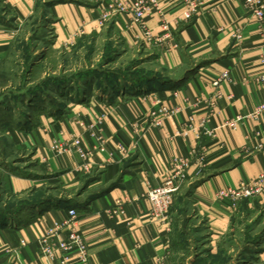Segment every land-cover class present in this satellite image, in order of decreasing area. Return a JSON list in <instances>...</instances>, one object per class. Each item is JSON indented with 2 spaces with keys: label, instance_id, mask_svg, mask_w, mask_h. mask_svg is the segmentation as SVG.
<instances>
[{
  "label": "crops",
  "instance_id": "1",
  "mask_svg": "<svg viewBox=\"0 0 264 264\" xmlns=\"http://www.w3.org/2000/svg\"><path fill=\"white\" fill-rule=\"evenodd\" d=\"M1 1L18 23L28 22L40 3L50 2L46 18L54 48H70L65 43L79 29L83 37L107 31L118 36L127 50L139 49L154 72L137 82L118 80L115 87L101 92L74 94L58 111L31 112L12 131L15 143L29 149L46 174L8 168L0 159V187L18 196L34 195L43 187L51 188L53 181L59 191L45 195L49 199L31 211L0 218V264L57 261V254L51 260L40 252L38 240L46 227L66 217L70 207L77 210L87 244L85 264H159L160 259L169 264L171 225L168 228L149 215L144 194L164 180L175 156L189 157L192 149L202 147V174L195 176L190 166L181 188H188V208L202 218L210 233L211 254L217 253V243L236 214L260 212V224L264 223V197L245 198L235 206L214 197L217 189L236 187L264 171V112L235 128L219 126L264 102V88L253 80L264 53V36L255 16L247 14L239 1L204 0L191 20L178 23L182 1L164 0L160 12H151L145 22L153 34H159L162 15L170 25V38L149 45L135 39L140 30L129 16L114 15L99 24L100 7L111 0ZM235 27L242 34L240 45L231 37ZM16 31V25L0 21V62L10 55ZM222 70L229 71L231 80L220 82L217 88L222 96L210 107L208 100L215 91L210 82ZM160 105L176 110L154 125L152 112ZM202 129L212 133L198 138ZM99 134L107 142L106 151L95 152L86 173L76 168L80 163L76 153L61 156L50 149L54 138L79 136L88 147ZM258 142L263 144L261 149L255 148ZM118 144L126 153L111 159L108 150ZM118 201L120 210L109 214L108 208ZM172 205L169 213L174 218ZM258 237L259 258L264 261V224Z\"/></svg>",
  "mask_w": 264,
  "mask_h": 264
},
{
  "label": "rangeland",
  "instance_id": "2",
  "mask_svg": "<svg viewBox=\"0 0 264 264\" xmlns=\"http://www.w3.org/2000/svg\"><path fill=\"white\" fill-rule=\"evenodd\" d=\"M46 10L40 3L28 22L18 23L0 0V21L17 26L10 55L0 62V159L5 167L39 175L46 174L45 168L31 158L29 149L15 143L12 132L28 114L58 111L74 94L101 92L118 80L154 72L139 49L127 50L118 36L107 31L81 37L68 49L54 48ZM49 184L51 188L43 187L34 196L59 191L53 181ZM187 189L180 187L172 202L175 217H171L169 264H264L259 258L258 236L264 224H260V212L236 214L217 243V253L211 254L210 233L202 218L189 210ZM29 196L12 194L1 186L0 209L34 198Z\"/></svg>",
  "mask_w": 264,
  "mask_h": 264
},
{
  "label": "built area",
  "instance_id": "3",
  "mask_svg": "<svg viewBox=\"0 0 264 264\" xmlns=\"http://www.w3.org/2000/svg\"><path fill=\"white\" fill-rule=\"evenodd\" d=\"M164 0H111L100 7L99 24L103 25L110 17L114 15L129 16L131 23L138 26L140 32H135L134 37L140 40L144 45H149L155 42H161L170 38V25L163 16L160 17L159 34H153L146 25L145 18L153 11L160 12L161 3ZM184 5V10L176 22L191 20L192 16L203 5L204 0H181ZM239 1L244 11L247 14L255 16L259 27L260 35L264 36V0H237ZM84 32L79 29L65 43V47H72L78 38ZM233 43L241 44L242 34L239 27H235L231 33ZM257 71L253 77L255 83L264 88V53L258 58ZM222 80H231L228 70H222L214 79L211 80V85L215 88L213 96L208 100L210 107L215 106L216 100L221 98V92L218 86ZM231 98V95H228ZM176 108L171 105H160L157 111L152 112L154 115L153 124L160 125L162 119L175 112ZM264 112V102L257 104L251 110L243 114L224 120L219 124L221 127L235 128L237 124L245 119L258 118ZM191 120V118H189ZM211 134V129H202L196 134L199 138L200 134ZM107 142L102 135L95 136V142L91 146L85 147L82 145L79 136H72L69 139L61 140L53 139L51 149L57 155L67 156L71 153H76L80 158V163L77 169L81 172H88L90 159L96 151H106ZM263 144L258 142L256 149H261ZM125 148L118 144L116 147L108 150L109 157L112 159L116 154L124 155ZM191 156V157H190ZM190 156H175L170 163V169L165 175L161 183L151 186L145 192L144 197L150 203L149 215L162 220L167 227L171 225L170 207L173 202L175 193L179 190L182 183L187 177V171L190 166H194V175L200 176L205 166V157L203 147L200 149H192ZM215 199H228L233 206L240 200L245 198H261L264 197V171L261 172L255 179L242 180L236 187H224L216 190ZM120 210V201L114 206L108 208V213L113 214ZM66 217L60 221H55L52 226L44 229L42 236L38 240L40 252L48 259H53L58 255L57 261L50 264H85L88 260V248L84 239V235L80 229L77 220V210L70 207L65 210ZM159 264H166L164 259L158 261Z\"/></svg>",
  "mask_w": 264,
  "mask_h": 264
},
{
  "label": "trees",
  "instance_id": "4",
  "mask_svg": "<svg viewBox=\"0 0 264 264\" xmlns=\"http://www.w3.org/2000/svg\"><path fill=\"white\" fill-rule=\"evenodd\" d=\"M41 4H43L44 6L47 7L51 3L47 1V2H43ZM1 22H3V21H1ZM3 23H5V22H3ZM5 24H7V23H5ZM81 37H83V35ZM80 38H78L77 40H79ZM76 43H77V41L75 42V44L73 46H75ZM150 75H151V73H149V74L141 73L136 78H126V79H129L130 81H133V82H137V81L146 79ZM113 87H115V86L114 85L110 86V88H113ZM31 196L32 195H30L29 197H31ZM32 197H34V198H28L26 200H20V201H17V203L14 205H11V206L8 205V207L1 208L0 209V218H5V216L8 214L11 216H16L20 213L31 211V210L35 209L36 207L43 205L49 199V196L45 197V195H43V194L42 195L40 194L38 196L33 195Z\"/></svg>",
  "mask_w": 264,
  "mask_h": 264
}]
</instances>
